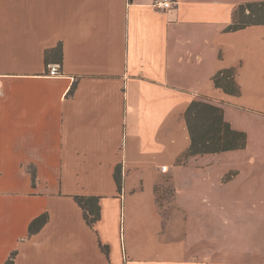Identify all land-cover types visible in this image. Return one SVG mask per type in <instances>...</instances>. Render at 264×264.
I'll return each instance as SVG.
<instances>
[{
    "label": "crops",
    "instance_id": "1",
    "mask_svg": "<svg viewBox=\"0 0 264 264\" xmlns=\"http://www.w3.org/2000/svg\"><path fill=\"white\" fill-rule=\"evenodd\" d=\"M259 1L0 0V264H264V25L230 29ZM193 102L246 148L184 157Z\"/></svg>",
    "mask_w": 264,
    "mask_h": 264
},
{
    "label": "trees",
    "instance_id": "2",
    "mask_svg": "<svg viewBox=\"0 0 264 264\" xmlns=\"http://www.w3.org/2000/svg\"><path fill=\"white\" fill-rule=\"evenodd\" d=\"M254 25H264V0L245 3L237 7L234 14V24L231 30H239ZM47 54L46 60L49 61ZM235 70L228 69L219 72L214 77V84L225 92L238 96L240 88L234 81ZM187 126L191 136V145L184 157L202 154H216L224 151L246 148L245 132L233 130L224 120L221 108L210 103L193 102L186 111ZM116 183L121 189V175L115 173ZM75 201L83 210V215L91 227L101 218L100 197L76 196ZM48 222L44 214L35 219L29 226L30 235L36 234ZM16 253H12L5 264H13Z\"/></svg>",
    "mask_w": 264,
    "mask_h": 264
},
{
    "label": "built area",
    "instance_id": "3",
    "mask_svg": "<svg viewBox=\"0 0 264 264\" xmlns=\"http://www.w3.org/2000/svg\"><path fill=\"white\" fill-rule=\"evenodd\" d=\"M179 4L178 0H155L152 7L156 10H160L163 12H168L174 10L176 6ZM48 75L50 77H57L60 75V67L59 65H52L49 67ZM0 94H1V83H0ZM168 167H162L163 172H167Z\"/></svg>",
    "mask_w": 264,
    "mask_h": 264
}]
</instances>
